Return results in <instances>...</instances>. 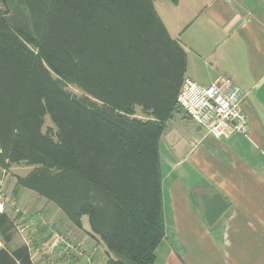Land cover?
Returning a JSON list of instances; mask_svg holds the SVG:
<instances>
[{
  "label": "trees",
  "instance_id": "16d2710c",
  "mask_svg": "<svg viewBox=\"0 0 264 264\" xmlns=\"http://www.w3.org/2000/svg\"><path fill=\"white\" fill-rule=\"evenodd\" d=\"M153 1L0 0V169L32 166L16 185L86 217L104 264H153L164 235L158 145L185 53ZM14 228L1 211L0 264H37Z\"/></svg>",
  "mask_w": 264,
  "mask_h": 264
},
{
  "label": "crops",
  "instance_id": "0c3cea01",
  "mask_svg": "<svg viewBox=\"0 0 264 264\" xmlns=\"http://www.w3.org/2000/svg\"><path fill=\"white\" fill-rule=\"evenodd\" d=\"M153 4L185 53L181 84L226 76L244 90L248 123L246 134L214 137L183 111L166 121L158 145L164 235L153 264H264V0ZM216 193L226 205L208 224L204 204Z\"/></svg>",
  "mask_w": 264,
  "mask_h": 264
},
{
  "label": "rangeland",
  "instance_id": "374dc122",
  "mask_svg": "<svg viewBox=\"0 0 264 264\" xmlns=\"http://www.w3.org/2000/svg\"><path fill=\"white\" fill-rule=\"evenodd\" d=\"M66 89L76 96L83 94L72 84ZM136 115H141L139 108H136ZM48 125L51 122L45 116L43 129ZM31 169L32 166L24 164L0 169L1 209L15 224L13 239L8 246L26 243L37 264H104L106 248L88 232L86 217L82 218L83 228H76L54 203L16 185L17 177L27 175Z\"/></svg>",
  "mask_w": 264,
  "mask_h": 264
},
{
  "label": "built area",
  "instance_id": "2783aa9c",
  "mask_svg": "<svg viewBox=\"0 0 264 264\" xmlns=\"http://www.w3.org/2000/svg\"><path fill=\"white\" fill-rule=\"evenodd\" d=\"M243 94L244 90L226 76H218L208 85L184 79L176 103L206 133L227 137L234 132H248L247 117L240 107ZM1 207L0 203V212Z\"/></svg>",
  "mask_w": 264,
  "mask_h": 264
},
{
  "label": "water",
  "instance_id": "95a60500",
  "mask_svg": "<svg viewBox=\"0 0 264 264\" xmlns=\"http://www.w3.org/2000/svg\"><path fill=\"white\" fill-rule=\"evenodd\" d=\"M225 202L219 194H213L211 198L205 201L204 217L208 224L217 219L225 208Z\"/></svg>",
  "mask_w": 264,
  "mask_h": 264
}]
</instances>
